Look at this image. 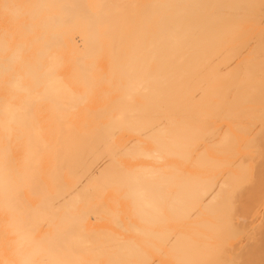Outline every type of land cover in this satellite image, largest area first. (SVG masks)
<instances>
[{
    "label": "bare ground",
    "instance_id": "1",
    "mask_svg": "<svg viewBox=\"0 0 264 264\" xmlns=\"http://www.w3.org/2000/svg\"><path fill=\"white\" fill-rule=\"evenodd\" d=\"M0 264H264V0H0Z\"/></svg>",
    "mask_w": 264,
    "mask_h": 264
}]
</instances>
